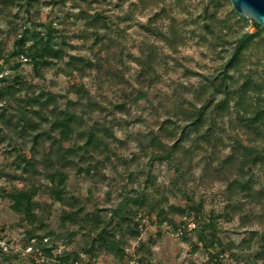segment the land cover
Masks as SVG:
<instances>
[{
	"label": "trees",
	"instance_id": "trees-1",
	"mask_svg": "<svg viewBox=\"0 0 264 264\" xmlns=\"http://www.w3.org/2000/svg\"><path fill=\"white\" fill-rule=\"evenodd\" d=\"M222 1L228 0H215L217 3ZM41 3L42 0H0V20L11 23L13 8L17 7L16 17L25 21L24 31L13 33L12 50L7 52L0 46V60L10 62L26 55L35 76L44 79V71L52 68L55 61L62 60L63 49L59 28L53 23L34 19ZM234 16L239 23L249 22L236 12ZM85 20L86 31H91L94 38L92 57L71 55L61 72L81 79L94 75L98 94L112 92L117 96L113 110L108 111L82 83L71 86L70 92L76 99L67 98L60 110L58 105L50 109L56 100L54 95L36 93L35 86L21 77H16L12 83L1 81L0 153L5 163L0 164V179L23 184L21 188L5 191L3 198L10 202L11 211L24 226V249L37 239L39 242L34 244L35 247L54 258V264H69L80 254H85L94 263L122 264L130 243L140 237L139 223L135 220L138 213L146 211L161 222L174 223L185 216L192 217L188 210L198 212L203 205H193L188 209L172 206L167 212L147 191H133L131 196H123L115 205L102 209L91 196L70 191L72 172L91 176L94 169L112 161L114 152L108 142H118L114 130L121 123L117 115L130 114L131 106L148 100L149 90L162 80L156 58L141 61L135 81H131L122 59L112 49L113 40L109 37L106 40L101 35V30L108 29L106 18L97 13L93 19ZM156 22L157 16L149 21L147 31L154 32L160 40L168 41V35L160 31ZM253 25L258 32H243L237 36L231 44V55L224 69L200 85L198 94L204 96L203 104L196 108L187 103L182 99L187 87L178 86L168 103H162L165 115L158 119L157 130L149 135L158 151L155 161L175 165L176 172L183 179L192 173L198 160L204 175L213 174L216 180L226 183V192L234 202L264 197V154L256 142L246 144L235 138L229 155L217 153L220 138L217 131L225 118L232 115V103L234 111L243 119L240 127L244 133L264 132V107H257L256 103L248 100L252 82L249 80L243 87L233 89L232 85L237 86L239 82L230 75L240 67L245 52L264 32V28L254 22ZM8 102H13V105L7 106ZM69 140L72 143L67 146ZM102 178L107 180L105 175ZM146 180L148 184L154 182L151 174ZM45 196L48 199L41 202L40 198ZM55 202L64 206L59 218L61 232L54 231L52 227ZM217 219L208 224L199 221L194 233L201 236L207 249L218 240ZM261 231L260 243L264 246V229ZM258 234L255 232L252 238ZM78 235L81 239L77 248L65 251L56 259L52 247L54 240L69 243ZM161 235L150 238V245L155 246ZM45 239H48L47 243ZM220 248L224 253L229 250L221 244ZM17 259L21 256L5 252L0 246L1 262L14 264ZM210 259L214 261L216 257L211 255ZM30 264L38 263L31 261ZM135 264H155L151 248H148L147 257L139 256Z\"/></svg>",
	"mask_w": 264,
	"mask_h": 264
},
{
	"label": "rangeland",
	"instance_id": "rangeland-1",
	"mask_svg": "<svg viewBox=\"0 0 264 264\" xmlns=\"http://www.w3.org/2000/svg\"><path fill=\"white\" fill-rule=\"evenodd\" d=\"M16 12L17 7L13 8L11 23L0 20V46L7 52L12 50L14 31L22 33L25 29V21L16 17ZM234 12L229 0L221 3L215 0H42L34 19L53 23L59 28L62 60L55 61L52 68L44 71V79L35 76L26 55L10 62L0 60V82L12 83L16 77L23 78L35 86L36 93L45 92L56 97L50 109L58 105L62 110L67 98L75 100V95L70 92L71 86L82 83L110 112L117 96L112 92L98 94L94 75L81 79L61 72L71 55L92 57L94 38L91 31H86L85 18L93 19L97 13L106 18L108 29L101 30V35L106 40L108 37L113 40L112 49L122 59L131 81H135L141 61L159 60L162 80L149 90V99L140 101L138 106H131L130 114L117 115L121 123L114 130L118 142H108L114 152L112 161L94 169L91 176L72 172L69 189L72 193L91 196L102 209L115 205L123 196H131L133 191H147L167 212L172 206L188 209L201 204L200 211L188 210V213L200 217L202 224L218 218V240L207 249L199 234L183 240L162 231L156 232L151 226L160 220L142 211L135 216L140 237L127 248L129 261L136 263L139 256L146 258L148 248H151L155 264H264V246L260 243L261 230L264 229V197L232 201L226 192V183L216 180L213 174L204 175L198 160L192 173L182 179L175 165L154 160L158 151L149 138L150 133L157 130L158 119L165 115L162 103H168L178 86L187 87L182 99L199 108L205 99L198 94L200 85L224 69L235 38L243 32H258L252 21L239 23ZM156 16V26L168 35L166 42L154 32L147 31L149 21ZM230 75L239 82L237 86L232 85L233 89L243 87L250 80L248 100L256 103L257 107H264V32L245 52L240 67ZM12 105L13 102L7 104ZM231 105L232 115L225 118L217 131L220 135L217 153L229 155L233 140L238 138L246 144L256 142L264 154V132L244 133L240 127L243 119L234 111V104ZM71 143L69 140L66 145ZM4 163L5 158L0 153V164ZM149 174L154 180L150 184L146 180ZM103 175L107 180L102 178ZM22 185L19 181L0 179V246L6 245L13 254L21 256L14 264L36 262L24 255V226L11 211L10 202L3 198L5 191ZM46 199L48 197L45 196L40 201L45 202ZM63 210L62 204L54 203L52 227L56 232H61L59 218ZM140 215L148 216L151 222L143 230ZM255 232L259 234L252 238ZM156 235H161V238L155 246L150 245L149 239ZM39 236L37 234V238ZM80 239L79 235L69 243L55 239L52 245L54 257L60 258L65 251L76 249ZM220 244L229 250L221 252ZM211 255L216 260L212 261ZM93 263L85 254H80L69 264Z\"/></svg>",
	"mask_w": 264,
	"mask_h": 264
},
{
	"label": "built area",
	"instance_id": "built-area-1",
	"mask_svg": "<svg viewBox=\"0 0 264 264\" xmlns=\"http://www.w3.org/2000/svg\"><path fill=\"white\" fill-rule=\"evenodd\" d=\"M24 61H28L27 58L24 59ZM200 217H187L185 216L182 219L176 220L174 223L170 221H156L155 224L151 226L153 230L157 231H162L164 234L175 237L177 239H182L185 236H192L195 231L198 228ZM139 221L141 222V228L142 230L145 229L146 227L151 225L150 219L146 215H140L139 216ZM45 242H48V239H45ZM33 245L28 247L27 249L24 250V255H27L31 257L33 260H35L38 264H53L55 262L54 258H50L46 256L41 248H36L34 244H36V240H33L32 242ZM2 248L5 252H10V248L6 245H2ZM126 260L122 264H135L134 261L132 260ZM0 264H9L6 262H1ZM93 264H108L104 261H99L97 263Z\"/></svg>",
	"mask_w": 264,
	"mask_h": 264
},
{
	"label": "water",
	"instance_id": "water-1",
	"mask_svg": "<svg viewBox=\"0 0 264 264\" xmlns=\"http://www.w3.org/2000/svg\"><path fill=\"white\" fill-rule=\"evenodd\" d=\"M240 17L264 28V0H229Z\"/></svg>",
	"mask_w": 264,
	"mask_h": 264
}]
</instances>
